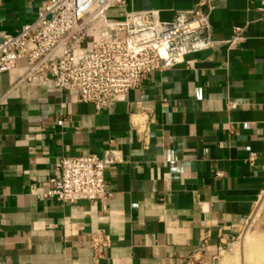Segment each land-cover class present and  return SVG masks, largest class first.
Masks as SVG:
<instances>
[{
    "label": "crops",
    "instance_id": "obj_1",
    "mask_svg": "<svg viewBox=\"0 0 264 264\" xmlns=\"http://www.w3.org/2000/svg\"><path fill=\"white\" fill-rule=\"evenodd\" d=\"M47 1L2 0L0 33L18 35ZM125 1L110 22L144 12L174 22L207 1L216 45L101 111L73 92L21 83L23 69L0 76V264H187L198 253L223 264L216 258L264 193L262 0ZM236 28L245 41L231 46ZM148 115L145 148L133 123ZM110 148L121 162L105 169L108 199L64 205L32 194L49 189L62 158ZM97 232L111 245L95 263L88 241Z\"/></svg>",
    "mask_w": 264,
    "mask_h": 264
},
{
    "label": "built area",
    "instance_id": "obj_2",
    "mask_svg": "<svg viewBox=\"0 0 264 264\" xmlns=\"http://www.w3.org/2000/svg\"><path fill=\"white\" fill-rule=\"evenodd\" d=\"M125 6V0H48L18 35L0 33V76L23 69L21 83H34L59 94L73 92L79 104H92L101 111L124 102L148 75L167 72L187 55L216 45L210 37V12L203 10L207 1L179 14L174 22H162L158 12L128 13L118 23L108 20L110 10ZM259 12L264 23V0ZM244 32L245 28H236L228 43L245 41ZM229 107L234 110L237 105L230 103ZM65 121L62 117L57 126L61 128ZM151 121L148 115L133 123L145 148L150 145ZM255 160V155L249 158L250 166ZM120 162V152L113 148L103 157L62 158L49 189L32 194L64 205L106 200L110 194L105 169ZM209 237L202 239L204 247ZM110 245V237L103 232L90 237L88 246L95 263L104 258ZM187 264H205L204 257L195 254Z\"/></svg>",
    "mask_w": 264,
    "mask_h": 264
},
{
    "label": "rangeland",
    "instance_id": "obj_3",
    "mask_svg": "<svg viewBox=\"0 0 264 264\" xmlns=\"http://www.w3.org/2000/svg\"><path fill=\"white\" fill-rule=\"evenodd\" d=\"M264 242V193L257 201L254 213L242 225L238 235L224 249L218 262L226 260L237 264H254L259 263L254 260L253 263L248 261V252L251 246ZM236 260L233 261V259ZM264 264V263H260Z\"/></svg>",
    "mask_w": 264,
    "mask_h": 264
},
{
    "label": "bare ground",
    "instance_id": "obj_4",
    "mask_svg": "<svg viewBox=\"0 0 264 264\" xmlns=\"http://www.w3.org/2000/svg\"><path fill=\"white\" fill-rule=\"evenodd\" d=\"M247 255H248V261H250L251 263H253L254 260L259 262L257 264L264 263V242L259 243V244L257 243L256 245L253 244V246H251V248L249 249V252ZM234 260H236V257L235 259H233V261ZM223 264H237V262L235 263L234 261V263H232L229 261H224Z\"/></svg>",
    "mask_w": 264,
    "mask_h": 264
}]
</instances>
